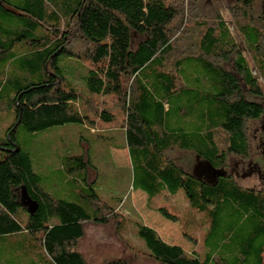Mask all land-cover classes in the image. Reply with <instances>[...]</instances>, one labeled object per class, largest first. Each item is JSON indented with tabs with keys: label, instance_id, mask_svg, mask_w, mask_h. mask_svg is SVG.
Here are the masks:
<instances>
[{
	"label": "trees",
	"instance_id": "obj_1",
	"mask_svg": "<svg viewBox=\"0 0 264 264\" xmlns=\"http://www.w3.org/2000/svg\"><path fill=\"white\" fill-rule=\"evenodd\" d=\"M202 2L0 0V114L11 122L0 135V250L20 252L29 264H87L80 242L90 225L113 226L121 236L126 221L118 204L110 207L92 187L97 169L88 147L63 162L66 173L78 175L71 180L84 184L77 191L81 205L42 187L17 140L19 128L31 135L69 123L90 130L119 113L133 190L145 192L149 209L178 223L182 236L200 239L204 249L189 253L132 220L148 251L120 239V251L97 249L94 264H264V191L241 187L220 171L229 156L248 157V123L264 113L225 68L234 56L247 93L264 96V16L251 13L252 0L230 6L256 76L226 21L220 14L209 18ZM61 57L88 63L83 89L66 77ZM176 151L194 152L219 173L211 180L194 176L175 162ZM18 189L35 203L27 215ZM180 191L192 232L178 211L152 204Z\"/></svg>",
	"mask_w": 264,
	"mask_h": 264
},
{
	"label": "rangeland",
	"instance_id": "obj_2",
	"mask_svg": "<svg viewBox=\"0 0 264 264\" xmlns=\"http://www.w3.org/2000/svg\"><path fill=\"white\" fill-rule=\"evenodd\" d=\"M236 0H203L202 10L209 17L213 18L220 14L226 21L239 52L245 57L249 66L256 76H259L257 68L252 60V53L245 42V38L238 30L237 24L230 13V6ZM253 10L251 13L255 17L264 16V0H252ZM244 6V5H243ZM136 42V40H135ZM132 43L130 48H134ZM234 56L225 63V68L238 76L240 85L247 98L256 101L263 106L262 98L250 96L244 88L242 79L234 64ZM66 64V77L74 83L78 89H83L84 82L82 76L89 66L84 60L78 58L61 57L60 64ZM264 92V81L261 80ZM116 113V112H115ZM117 118L112 122H96L92 129H86L79 124H64L53 126L48 129L36 132L31 135L19 128L17 140L25 150L28 151L34 170L41 176V185L53 196L75 201L85 205V200L78 197L77 191L84 186L82 181L76 183L71 180L78 175L66 173L63 162L67 156L77 155L88 147V154L92 163L96 166L97 176L92 185L98 195L110 206H117V212L125 218L126 224L121 231V236L114 233L113 226L104 229L99 226L90 225L87 228L86 237L80 242V247L89 253L88 263L94 264V258L101 246H106L115 251L122 249L123 239L132 248L139 251H148L144 241L137 235L136 227L131 222L137 220L153 229L160 237L170 244H177L191 253L193 250L198 253L204 249L200 242H190L186 240L176 222L164 218L157 211L146 206V193L132 188V171L130 158L125 145V133L120 127L121 114L116 113ZM11 122L0 114V135L4 134V128ZM93 131V132H92ZM249 138V154L245 159L234 156L228 157L227 166L220 171H225L232 176L234 181L241 187L254 188L264 191V113L261 118L250 121L247 127ZM93 134L100 137L93 138ZM90 143H87V140ZM175 162L187 172L197 177L207 180L215 178L219 171H214L212 167L192 151H176L173 153ZM21 211L24 215L29 214L35 207L34 201L29 199L25 192L18 189ZM174 199L165 200L154 198L152 204L155 206H166L171 212L181 216V225L185 231H191L187 219L188 202L185 195L180 191ZM118 201H120L118 203ZM176 201V205H173ZM173 208L176 206L175 209ZM190 228V229H189ZM192 232V231H191ZM16 238V237H15ZM35 251V250H34ZM106 252V251H105ZM100 260L103 257L98 258ZM103 262V260H102ZM101 262V263H102ZM136 262V261H135ZM0 264H29L20 252L0 250ZM96 264V263H95ZM138 264V262H137Z\"/></svg>",
	"mask_w": 264,
	"mask_h": 264
},
{
	"label": "crops",
	"instance_id": "obj_3",
	"mask_svg": "<svg viewBox=\"0 0 264 264\" xmlns=\"http://www.w3.org/2000/svg\"><path fill=\"white\" fill-rule=\"evenodd\" d=\"M146 202H147V197H146ZM177 225H179L178 223H177ZM179 228H180V225H179ZM166 242V241H165ZM182 247V246H181Z\"/></svg>",
	"mask_w": 264,
	"mask_h": 264
}]
</instances>
